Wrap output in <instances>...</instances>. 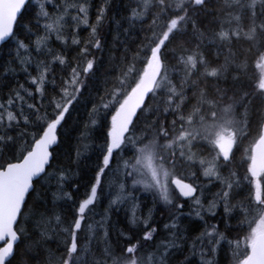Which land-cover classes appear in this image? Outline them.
Returning <instances> with one entry per match:
<instances>
[{"label":"snow or ice","instance_id":"snow-or-ice-1","mask_svg":"<svg viewBox=\"0 0 264 264\" xmlns=\"http://www.w3.org/2000/svg\"><path fill=\"white\" fill-rule=\"evenodd\" d=\"M0 264H264V0H0Z\"/></svg>","mask_w":264,"mask_h":264}]
</instances>
